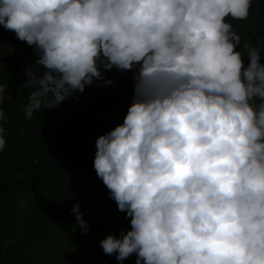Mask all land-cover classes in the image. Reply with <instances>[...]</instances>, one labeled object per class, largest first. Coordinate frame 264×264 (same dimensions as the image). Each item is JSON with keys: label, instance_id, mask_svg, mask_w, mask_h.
<instances>
[{"label": "clouds", "instance_id": "obj_1", "mask_svg": "<svg viewBox=\"0 0 264 264\" xmlns=\"http://www.w3.org/2000/svg\"><path fill=\"white\" fill-rule=\"evenodd\" d=\"M251 6L0 0V26L35 57L26 119L94 80L112 83L104 71L134 70L123 122L97 137L93 159L130 224L99 241L118 264L132 254L134 264H264V63L259 48L238 50L227 19H247ZM70 211L88 234L80 205Z\"/></svg>", "mask_w": 264, "mask_h": 264}, {"label": "trees", "instance_id": "obj_2", "mask_svg": "<svg viewBox=\"0 0 264 264\" xmlns=\"http://www.w3.org/2000/svg\"><path fill=\"white\" fill-rule=\"evenodd\" d=\"M251 5L247 19H227L240 35L238 50L246 55L242 46H255L264 63V0ZM34 62L33 48L0 26V129L6 139L0 150V264H118L99 241L130 224L97 189L102 182H95L93 159L97 123L112 117L123 122L134 70L104 71L112 83L94 80L84 92L26 119L23 106L32 89L24 73ZM77 203L88 234L73 227L70 209ZM135 259L132 254L122 264Z\"/></svg>", "mask_w": 264, "mask_h": 264}, {"label": "rangeland", "instance_id": "obj_3", "mask_svg": "<svg viewBox=\"0 0 264 264\" xmlns=\"http://www.w3.org/2000/svg\"><path fill=\"white\" fill-rule=\"evenodd\" d=\"M117 124H120V121H119L118 117H114V118L112 117L111 119L104 118L103 121L97 123L96 129H97L98 136L103 135V134H105L107 132L106 131V126L107 125H109L111 128H114ZM94 179H95L96 183L102 182L99 178H97V176H95ZM96 187L101 193H103V191H104L106 193V196L109 197L108 196V189L103 184V182L101 184L96 185ZM111 200L112 199H110V201ZM112 201H113V205L112 206L115 207V209H117L115 201L114 200H112Z\"/></svg>", "mask_w": 264, "mask_h": 264}]
</instances>
